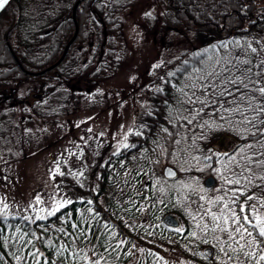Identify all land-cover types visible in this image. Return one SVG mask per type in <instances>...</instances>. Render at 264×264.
Listing matches in <instances>:
<instances>
[{
    "label": "trees",
    "instance_id": "16d2710c",
    "mask_svg": "<svg viewBox=\"0 0 264 264\" xmlns=\"http://www.w3.org/2000/svg\"><path fill=\"white\" fill-rule=\"evenodd\" d=\"M153 1L195 49L145 86L127 148L82 146L71 154L76 172L63 154L57 158L51 175L70 204L42 219L0 213V264H176L173 254L180 264H227L203 256L208 243L195 240V223L180 210L185 197L204 212L208 195L219 196L214 207L223 201L249 216L244 227L264 245L252 212L264 199V96L257 91L264 87V0ZM76 2L14 0L0 14V135L21 128L30 138L34 125L45 133L61 117L108 104L99 89L78 86L109 77L120 63L123 14L135 0H82L73 17ZM222 137L234 145L215 152ZM167 164L178 171L174 181L161 176ZM207 175L216 180L208 190L201 186ZM190 178L183 193L175 187ZM168 212L182 220L179 232L160 223ZM241 256L264 264L258 252Z\"/></svg>",
    "mask_w": 264,
    "mask_h": 264
},
{
    "label": "rangeland",
    "instance_id": "374dc122",
    "mask_svg": "<svg viewBox=\"0 0 264 264\" xmlns=\"http://www.w3.org/2000/svg\"><path fill=\"white\" fill-rule=\"evenodd\" d=\"M162 24H165L167 30ZM122 35L123 56L113 73L94 84L78 86V90L90 91L91 87L102 91L106 102L108 101L103 110L75 111L68 117H61L58 126L47 127L45 133L36 131L34 125L31 127L33 130L29 134L30 138L25 136L21 128L14 134L8 128L6 131L2 129L4 135H0V213L30 218L44 217L57 202L71 200V197L56 188L52 178L51 173L57 158L63 154L66 165L76 172L78 167L72 155L82 152V146H89L92 150L101 145L106 151L116 152L125 144L128 145V134L134 129L140 110L147 101L145 86L153 78L163 77L164 72L170 71L178 63L181 55L190 53L196 47L182 36L172 14L153 0H135L128 7L123 14ZM33 99L36 97L30 98V102ZM233 145L234 140L222 137L213 142L212 148L215 152H223ZM91 154L88 152V157ZM192 179L183 180L175 187L183 193L184 189L193 184ZM207 198L204 212L194 209L185 201V197L180 200V210L190 222L195 223V240L208 243L201 250L210 247L215 263L247 264L241 254L251 256L258 252L259 256H264V245L258 247L252 236L245 233L247 236L244 234L241 239L240 233L235 231L240 225H234L231 219L225 225L221 219L218 227L217 221L212 218L230 217L232 213L240 216L239 212L225 208L227 203L223 201L218 207H214L219 196L208 195ZM243 202L241 206H244ZM252 212L254 217L258 215L264 220V199L260 210ZM173 214L180 219L178 214ZM253 222H256L254 218ZM241 224L244 227L245 222L241 221ZM225 227L227 231H222ZM213 247L216 248V253ZM173 255L170 259L180 264L179 255ZM229 258L234 259L229 262Z\"/></svg>",
    "mask_w": 264,
    "mask_h": 264
},
{
    "label": "snow or ice",
    "instance_id": "6c2138e0",
    "mask_svg": "<svg viewBox=\"0 0 264 264\" xmlns=\"http://www.w3.org/2000/svg\"><path fill=\"white\" fill-rule=\"evenodd\" d=\"M9 3V0H0V9H4L5 6ZM257 91L262 95L264 96V87H260L257 89ZM217 128H219L220 126L217 125L216 126ZM209 130L212 131L214 130L211 126H209ZM125 148L128 147L127 144L124 145ZM236 183H239V181H236ZM248 199H252V197H248ZM38 202H39V198H37ZM71 201L70 200H64V201H61V202H57L56 205L54 206V208L51 210V211H48L47 212V215L48 216H52V215H55V213L57 211H59L61 208L65 207L66 205L70 204ZM89 203H91V201H89ZM6 207V205H5ZM229 206L228 205H225V208H228ZM245 209L243 206L240 207V212H244ZM214 221H217V226L219 227V221L222 219L223 220V223L225 225H228L229 224V220L231 219L232 223L234 225H240V227H236L235 231L237 233H240L241 235V239L244 238V234L247 233L248 236H251L252 235V231L247 229V228H244L241 224V221H244V222H249L250 223V219H249V216L245 215V216H237L235 213H232V215L229 217V216H221V217H216V216H213L212 217ZM37 219H42V217L40 216H37ZM254 219L256 220V224L253 225V228H258L259 231H258V236L260 238H262L260 240V243L261 244H264V220H262L258 215L254 217ZM75 227V226H73ZM107 227V225L105 226ZM222 231H227V228H222L221 229ZM177 231L179 232L180 230L177 229ZM231 235V234H229ZM35 255V254H33ZM260 260H264V256H261L260 257ZM96 264H98V262H96Z\"/></svg>",
    "mask_w": 264,
    "mask_h": 264
},
{
    "label": "water",
    "instance_id": "95a60500",
    "mask_svg": "<svg viewBox=\"0 0 264 264\" xmlns=\"http://www.w3.org/2000/svg\"><path fill=\"white\" fill-rule=\"evenodd\" d=\"M14 1V0H9V3L5 6L4 9H0V14L9 6V4ZM82 0H77V2L75 3L74 7H73V17H74V11H75V8L77 6V4L79 2H81ZM76 34V32H75ZM75 36V35H74ZM74 38V37H73ZM73 38L67 43L62 55L59 57V59L53 64L51 65L49 68H53L56 64H58L62 58L64 57L70 43L72 42ZM161 175L162 177L165 179V180H174L177 178L178 176V172L177 170L170 166V165H166L162 168V171H161ZM215 185V179L211 176H208L206 177L204 180H203V186L206 188V189H210L212 188L213 186ZM161 223L164 227L166 228H169V229H178L181 225L180 223V220L179 218L175 215V214H172V213H167L165 214L162 218H161ZM203 255L206 257V258H210L211 255H212V251L209 247H206L204 250H203Z\"/></svg>",
    "mask_w": 264,
    "mask_h": 264
}]
</instances>
